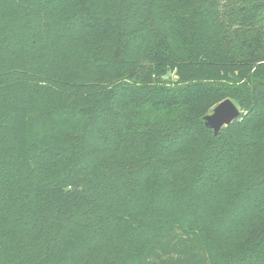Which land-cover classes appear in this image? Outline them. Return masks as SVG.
I'll list each match as a JSON object with an SVG mask.
<instances>
[{
	"label": "trees",
	"instance_id": "obj_1",
	"mask_svg": "<svg viewBox=\"0 0 264 264\" xmlns=\"http://www.w3.org/2000/svg\"><path fill=\"white\" fill-rule=\"evenodd\" d=\"M0 264H264V0H0Z\"/></svg>",
	"mask_w": 264,
	"mask_h": 264
},
{
	"label": "water",
	"instance_id": "obj_2",
	"mask_svg": "<svg viewBox=\"0 0 264 264\" xmlns=\"http://www.w3.org/2000/svg\"><path fill=\"white\" fill-rule=\"evenodd\" d=\"M240 114L236 104L226 98L216 104L212 111L204 116V125L213 130L216 135L221 127L230 124Z\"/></svg>",
	"mask_w": 264,
	"mask_h": 264
},
{
	"label": "rangeland",
	"instance_id": "obj_3",
	"mask_svg": "<svg viewBox=\"0 0 264 264\" xmlns=\"http://www.w3.org/2000/svg\"><path fill=\"white\" fill-rule=\"evenodd\" d=\"M164 78H166V75L163 76ZM173 79H175V77L173 76Z\"/></svg>",
	"mask_w": 264,
	"mask_h": 264
}]
</instances>
